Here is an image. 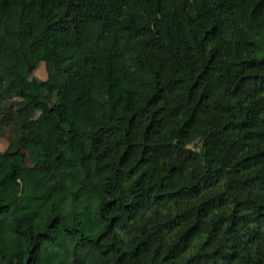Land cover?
<instances>
[{"label":"trees","instance_id":"trees-1","mask_svg":"<svg viewBox=\"0 0 264 264\" xmlns=\"http://www.w3.org/2000/svg\"><path fill=\"white\" fill-rule=\"evenodd\" d=\"M1 138L0 264H264V0H0Z\"/></svg>","mask_w":264,"mask_h":264},{"label":"rangeland","instance_id":"rangeland-1","mask_svg":"<svg viewBox=\"0 0 264 264\" xmlns=\"http://www.w3.org/2000/svg\"><path fill=\"white\" fill-rule=\"evenodd\" d=\"M48 50L51 48L48 46L47 47ZM48 56H45L35 67L34 71H33V75L38 79V80H43L45 78V72H46V65L48 62ZM52 123H53V116H49L47 117L43 123L40 126V132L44 138L45 144L48 147L49 153L50 155L52 154L51 149L49 147V142H50V136L52 133ZM6 134V133H4ZM5 140L4 138L0 139V150L3 149L4 145H5Z\"/></svg>","mask_w":264,"mask_h":264}]
</instances>
